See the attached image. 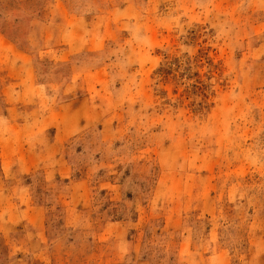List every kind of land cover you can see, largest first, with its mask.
<instances>
[{
  "label": "rangeland",
  "instance_id": "374dc122",
  "mask_svg": "<svg viewBox=\"0 0 264 264\" xmlns=\"http://www.w3.org/2000/svg\"><path fill=\"white\" fill-rule=\"evenodd\" d=\"M0 264H264V0H0Z\"/></svg>",
  "mask_w": 264,
  "mask_h": 264
},
{
  "label": "crops",
  "instance_id": "0c3cea01",
  "mask_svg": "<svg viewBox=\"0 0 264 264\" xmlns=\"http://www.w3.org/2000/svg\"><path fill=\"white\" fill-rule=\"evenodd\" d=\"M0 35H2L3 37L7 38L8 40H10L6 35H4V34L1 33V32H0ZM10 41H12V40H10ZM12 42H13L18 48H20L18 43H16L15 41H12Z\"/></svg>",
  "mask_w": 264,
  "mask_h": 264
},
{
  "label": "trees",
  "instance_id": "16d2710c",
  "mask_svg": "<svg viewBox=\"0 0 264 264\" xmlns=\"http://www.w3.org/2000/svg\"><path fill=\"white\" fill-rule=\"evenodd\" d=\"M7 37H9V36H7ZM10 38V37H9Z\"/></svg>",
  "mask_w": 264,
  "mask_h": 264
}]
</instances>
